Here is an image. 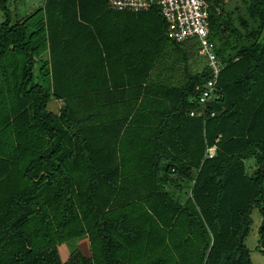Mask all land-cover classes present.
<instances>
[{"label": "trees", "instance_id": "1", "mask_svg": "<svg viewBox=\"0 0 264 264\" xmlns=\"http://www.w3.org/2000/svg\"><path fill=\"white\" fill-rule=\"evenodd\" d=\"M8 1L0 264H253L245 237L254 207L264 252V0L211 1L221 68L205 115L190 111L207 60L192 51L201 63L187 68L192 55L167 35L157 5L43 0L32 23L12 22ZM225 36L233 44L224 51ZM166 46L185 68L182 83L157 72L173 68ZM80 237L89 254L75 247L63 260L58 245Z\"/></svg>", "mask_w": 264, "mask_h": 264}, {"label": "built area", "instance_id": "2", "mask_svg": "<svg viewBox=\"0 0 264 264\" xmlns=\"http://www.w3.org/2000/svg\"><path fill=\"white\" fill-rule=\"evenodd\" d=\"M212 0H106L117 11L146 10L157 5L167 26V35L176 41L190 40L197 45L198 54L204 56L210 68V76L195 87L198 90V106L190 111L193 115H205L210 100L218 95L216 81L221 64L215 50V42L209 35V5ZM210 114H213L211 112ZM215 145L206 149V155L215 153Z\"/></svg>", "mask_w": 264, "mask_h": 264}, {"label": "rangeland", "instance_id": "3", "mask_svg": "<svg viewBox=\"0 0 264 264\" xmlns=\"http://www.w3.org/2000/svg\"><path fill=\"white\" fill-rule=\"evenodd\" d=\"M227 1V0H226ZM228 2V1H227ZM234 0H230L228 2L229 4H233ZM43 0H10L8 1L7 5L8 8L11 11V16H12V22L15 21L16 19L21 18L22 16H29L28 20L32 23L38 22V20L42 17L43 11L40 7H42ZM4 19V12L0 9V23ZM39 34V33H38ZM38 34H35L37 36ZM231 44H233V39L231 37L225 36L223 37V42H222V48L225 51ZM183 46L185 50L188 52V54L192 55L189 59L190 62L187 63V68L190 69H195L198 65V63H201L199 61L201 58L197 57V54H193L195 50H197V45L193 43L190 40H186L183 42ZM166 55L163 57V64L165 65L172 64L173 68L169 70V68L165 69H159L157 72L161 73L160 77L161 78H168L169 80H172L174 83H182L184 78H185V68L182 63L176 62L174 63V58L176 57V52L175 50L172 49L171 46H166ZM195 47V48H194ZM193 51V52H192ZM42 57V54L41 56ZM37 63L34 66V73H37ZM161 64L160 67L163 65ZM35 79H37L35 77ZM54 100H50L48 102V108H54L57 109L58 107V102L53 103ZM53 103V104H52ZM262 215L259 212V210L254 207L251 212V223H250V228H249V233L245 237V243L249 249L251 260L253 264H264V252H262L258 247V239L260 236L259 232V226L262 221ZM84 238H76L72 240L71 242H63L60 248L62 250L64 247L67 248V253H71L74 250V247H79L83 253L89 254L90 248L87 245V242H85ZM66 252V251H65ZM61 254V253H60ZM65 255L61 254V257Z\"/></svg>", "mask_w": 264, "mask_h": 264}, {"label": "crops", "instance_id": "4", "mask_svg": "<svg viewBox=\"0 0 264 264\" xmlns=\"http://www.w3.org/2000/svg\"><path fill=\"white\" fill-rule=\"evenodd\" d=\"M23 17V16H22ZM46 54H47V52H44L43 54H42V57H40V58H42V59H44L45 58V56H46ZM84 238V237H83ZM85 240H87L86 238H84ZM85 242H87V241H85ZM62 244V243H61ZM63 245V244H62ZM62 245H58V249H59V253H61L62 254V252H63V254H65V255H63L61 258L64 260V259H66L67 258V256L69 255L68 253H67V248L66 247H64V249H66V250H62L60 247L62 246ZM87 245L89 246V243L87 242ZM75 248V247H74ZM66 251V252H65ZM61 254H60V256H61ZM87 255V254H86Z\"/></svg>", "mask_w": 264, "mask_h": 264}]
</instances>
